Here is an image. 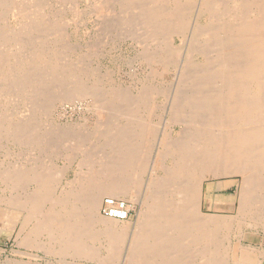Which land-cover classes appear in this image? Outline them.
I'll use <instances>...</instances> for the list:
<instances>
[{"label": "bare ground", "instance_id": "obj_1", "mask_svg": "<svg viewBox=\"0 0 264 264\" xmlns=\"http://www.w3.org/2000/svg\"><path fill=\"white\" fill-rule=\"evenodd\" d=\"M78 3L86 7L79 10ZM7 11L23 18L19 25L22 34L20 30L7 35L0 28V45L11 42L16 52L31 57L54 46L58 57L55 68V56L39 67L13 64L6 86L0 82V96L6 91L11 101L24 105L27 114L24 119L20 115L14 124L10 118L14 113L3 109L0 145L6 141L18 149L37 151L44 143L50 148L55 141L40 140L39 126L32 123L36 117L31 116L32 108L36 106L47 116L59 99H93L99 95L93 88H86L93 77L77 67L73 56L80 48L68 40L66 29L76 28L78 19L103 21L105 13H116L113 19L107 18L112 19L108 20L110 32L141 30L144 35L140 40L145 41L139 42L145 46L142 58L157 69H165L179 55L166 124L184 128L180 137L172 138L174 141L168 139V134L160 141L162 152L151 165L153 171L162 170L163 176L155 177L151 170L147 182H142L149 167L148 145L154 138L150 114L155 108L150 100L161 93V89L144 84L137 95L127 87H111L107 103L102 101L100 105L101 99H97L99 105L93 104L97 105L96 112L108 111L99 123L101 132L107 130L108 136L104 146L109 150L103 155L89 148L85 153L77 145L76 152L70 149L71 154L58 149L53 152L51 158L68 162L83 152L84 158L79 160L86 169L80 168V176L67 182L57 194L52 193L59 183L55 177H61L58 174L62 171H51L36 161L38 156L36 160L31 158L33 162L27 157L32 162L28 167L21 163L19 168L7 166L0 170V184L11 194L6 201L0 200L6 205V211H0V221L8 220L12 225L11 219L16 218L17 238L25 247L100 264H114L122 252L123 264H264V252L259 248L234 244L242 241L237 231L243 223L252 227L264 224V0H0V14ZM174 37L183 40L182 45L176 44L180 48L171 46ZM6 54L0 51V71L6 66ZM10 56L21 61L17 53ZM48 83L68 86L59 93H50ZM147 114L150 118L143 120L142 115ZM111 117L115 121L123 118L126 127H115L113 131L116 124ZM168 159L171 161L166 165ZM209 177L239 178L235 216L201 212L203 183ZM105 196L131 201L138 209L136 222L101 216L100 204ZM234 200L226 197L221 201L230 204ZM96 226L105 231L98 228L99 233ZM231 231L237 232L235 236ZM99 239L106 241L101 251Z\"/></svg>", "mask_w": 264, "mask_h": 264}, {"label": "rangeland", "instance_id": "obj_2", "mask_svg": "<svg viewBox=\"0 0 264 264\" xmlns=\"http://www.w3.org/2000/svg\"><path fill=\"white\" fill-rule=\"evenodd\" d=\"M20 3L21 2H19V4ZM85 7H86L85 4L78 3L77 8L79 10H83ZM7 12H5V14L4 13L0 14V19H1L0 28L3 29L4 31L6 30L5 33H7V35L8 34L11 35V33H14V34L20 33V30H21L20 34H22V29L19 27L21 26L20 21H22L23 18H20V19H22V20H20L19 19L20 16H15L16 17V20H15L14 19L15 17H13L11 15L10 11H7ZM105 15L102 17L104 19L103 21L99 19L100 22H99V20H95V19H92V20L90 19L89 21L86 22L80 18V19H78L79 23L76 25V28L71 27V28L66 29L67 32L69 31L68 32L69 36H70L68 39L69 42H71L72 44L74 43V45H77V48H80V50L77 52L78 54L75 53L76 55L73 56V58L74 59L76 58L78 61L77 67H79V68L82 67L83 69H85V71H87V73H89L93 77L92 79L88 80L89 82L88 81L86 82V84H85L86 88L87 89L93 88L94 91H97L99 95L93 96L92 97L93 99H91V96H90V98H89V96H86L87 98L86 97H73V98H70L67 100L59 99L56 102H54V104H53L54 105V109H53L54 111L52 113L51 112L48 113L47 116L44 115L41 111L38 112L37 111L38 108L36 106H35V108H32V110L34 112L31 114V116L32 117L36 116L35 120L33 119L34 122L32 121V123L34 125L36 123V125L39 126L37 133H39V135L42 134L41 135L42 137H40L41 138L40 140L42 142H47V141H51V140H52L51 143H53V141H55V142L52 145H49V147L51 146L50 148H48L47 145H46L47 146V148H46V146H44L43 145L44 143H43L41 145V147L42 146L43 147L41 149H38V150L36 149L37 151H35L34 149H30V148H28L27 150L26 149H24V150L18 149L17 147L12 146L11 144L7 143L6 141H2V143L0 145V149H2V150H0V154L1 153L3 154L5 152L6 155H5V153L3 155L1 154L4 157H2L0 155V170L4 169V167H7V166H8L7 168H9V169H12L14 167L19 168V167L23 166L21 163H25L24 165L28 167L31 165V163L33 161H35L37 159L36 156H38L39 157L38 159H40V158L41 159L40 160L37 159L36 161L37 162L39 161L40 164L44 163L43 165L48 167L49 169H51V171H53V170L58 171V169L60 170V172L62 171L61 174H58L61 177H58V176L55 177L57 180H59L58 181L59 183L55 179V183H56V185L58 183V186L55 187L56 185H54V187L57 189L54 188L55 190H53L52 193L57 194L59 189H61V187L63 188L67 184V182H70L71 179L73 181L76 180L77 175L80 176V173H79V172H81L80 168L82 171H84L86 169L82 165H80L81 157L84 158L83 152L78 153L76 155V157L74 158V160L69 161V162L66 161L65 159H61V158L60 159L51 158L52 154H54L53 152L54 151L57 152L58 150L59 151L64 150L63 151L64 154L66 151L71 154V150L74 148L77 149L76 148V145H77V147L79 146L82 148V149L80 148L81 150H83V151L85 150L84 151L85 153L87 152V149L89 148L90 150L94 149L96 153L98 152L97 155H103V152H106V150H109V149H106L104 146L105 141L107 139V138L105 139V137L107 136V130H105V129L103 130V132H105V133L101 132L102 126L100 127V124L103 122V116H105L106 115L105 113L108 111L104 112L103 110H101L102 111L101 112V111L97 110V112H96L95 111L96 106L99 105L98 103H100V105L103 103H107L111 87H113L114 89L115 88L121 89L123 87L124 88L127 87V89H132L133 93L135 95H137L138 89L141 88L142 85L144 84L146 86L147 85H153L157 89L159 88L158 90L161 89V91H160L161 93H159V95H157L154 98V100H152V101L150 100V102L153 103V107L155 108L154 114H150L151 118L149 117L150 121L153 125V128H154L153 135H152L154 138L151 137L152 141L149 142L151 144L148 145L149 149H150L149 154H148L149 155V159H148L149 167L146 169L147 172L142 177V179H145V180H142V182H145V183L147 182L149 175H152V174H150L151 172H154L153 176H155V177L156 176H160V177L163 176L162 170H155L154 169L155 171H153L154 166L152 167V165H153L152 163H153V161H155L156 156L160 152H162L161 151L162 146L159 145L161 143L160 141L163 139V137L166 134H168L167 136H168L169 140L170 139L173 140L172 138H175L176 136L178 137L180 135L179 134L180 132H181V134L183 133L182 132L183 130L181 129L183 127L182 125L169 126L168 124H166L167 119H168V114H167L168 109H169V106L173 100V96H174L173 93H175L174 90L176 88V86H175L176 82L175 81H176V76L178 74V68H177L178 63L177 62L179 61L178 60L179 55L176 56L177 55L176 54L173 57V63L169 66H166V68L162 69V70L157 69L155 66L148 65L146 63V61L143 60V58H142L145 55V51H144L145 49H143V48H145V46L142 45L143 42H142V44L139 43L142 40L144 41V39L140 40V36L142 38L144 33L141 34V32H142L141 30H140L141 32L138 30L132 31L131 29H128V28L127 29L124 28V29L129 34H127L123 28L122 29L124 30V33H122L123 30H112L110 32V30H109L110 28L108 27V23H109V21H111L113 19V16L116 15V13H113V14L105 13ZM109 16H111L112 19L111 18L107 19ZM85 17L86 16H84L83 18H85ZM130 32L133 35L130 34ZM20 34H18V35H20ZM73 34H75V35H73ZM179 39H180V42H179ZM181 40H182L181 38L174 37L171 46L180 48L179 46L182 45L181 43L183 41V40L182 41ZM53 43H55V42H53ZM11 44H12L11 42L10 43L5 42L4 44L0 45V48L2 47L0 49V51H5V53H7L5 55L6 66L3 69V71H0V82H2L4 86H6L5 81L8 80L7 78L10 77L13 73L11 71V69H12L11 67H14L13 64H18L21 66H28V65L35 64V67H39L44 62L49 61L50 56H52V57L55 56L56 59H55V61H53L54 68H55V64L57 62V57H58V54H57L58 48H55L54 46L49 47L47 45L48 49H45L44 51H41L40 53H37V54H35V56L31 57V55H28V54L23 55L19 51L16 52V50L14 48H11ZM176 44L177 45L180 44V45L177 46ZM79 45H80V47H79ZM9 46H10V48H9ZM142 46H144V47H142ZM141 49H142V51H141ZM8 51H10L12 54L17 53L18 56L20 57L21 61H19V60L16 61L13 56H10L11 53ZM142 52H144L143 55H142ZM74 59H72V60H74ZM84 62H85V64H84ZM23 68H25V67H23ZM16 69L20 70L19 67H16ZM157 71H160V72L157 73ZM152 72L157 73V75L153 74ZM149 73H151V74H149ZM61 83H60V85H57L56 87L54 86L55 83L53 85H52V83L51 84L48 83L46 85H47V87L48 86L49 87L48 88L46 87V89L50 93H53L54 90H56L55 92L59 93L60 92L59 90H64L68 86L67 84H65V86L62 87ZM112 83H113V85H112ZM50 86H52V87H50ZM60 86L62 88H59ZM102 88H104V89L102 90ZM171 90H172V92H171ZM105 93H107L106 96H105ZM7 94L8 93L6 91H4L3 94H1V96H0V106H2L0 109V111H1L0 113L2 114V111H4L5 109L9 113L10 112L14 113V114H10V116L11 115L12 116L11 117L9 116V117L12 118L11 120L12 121L14 120V124H16L17 119H18V121H17V123H18L19 118L21 119V117H23V119H24L26 117L27 114H26V111H24L25 107L23 104H18V102L11 101L10 98L7 96ZM97 99L98 100L101 99V101L100 100L98 101ZM97 101H98V103H97ZM102 101H103V103H102ZM95 103H97V105L93 106V104H95ZM154 103H156V104H154ZM17 113H20V114L18 115ZM20 115H21V117H20ZM22 115H25V116H22ZM148 115L149 114L142 115L141 118L143 120L149 119L147 117ZM108 116H109V114H108ZM110 116H112V115H110ZM110 121H112L113 125L116 124V126L114 125V128L112 126L113 131H114L115 127L117 129H119L120 126H121L120 127L121 129H123L124 126L126 127V125H125L126 121L123 118L122 119L119 118L118 120H116L117 121L116 122L111 117ZM98 125H99V127H98ZM62 129H63V131H62ZM117 129H116V132H117ZM44 131H46V132H44ZM35 132H36V129H35ZM66 132H67V134H65ZM101 133H103L102 136H101ZM50 135H52V136H50ZM169 135H170V137H169ZM84 139H85V141H84ZM175 139H177V138H175ZM103 142H104V144H103ZM57 144H61V146H59ZM67 144H69V145H67ZM6 145H8V146H6ZM3 149H5L6 151H3ZM8 149H9V152H8ZM75 149L73 152H76ZM97 149H98V151H97ZM101 150H102V152H101ZM27 151H29V152H27ZM7 152L9 154H7ZM12 154H13V156H11ZM17 154L18 155L20 154L19 155L20 157ZM28 154H30L31 157ZM27 157L29 159H31L33 157L32 159H35V160L31 159L30 161H32V162H30V161L28 162L29 159ZM26 159H28V160H26ZM25 160L29 164H27V162ZM41 160H42V162H41ZM168 160L166 162H164L166 165H169V163L171 161L170 159H168ZM9 162L11 165L9 164ZM5 164H6V166H5ZM79 165L82 167H80ZM150 166L152 167V169H150L151 168ZM63 170H65V171H63ZM76 171L78 174L76 173ZM58 178H60V179H58ZM218 184H220V185H218ZM238 184H239V178L221 177L220 179H215V178L209 177L208 180L203 183V192L205 194H207L205 191L206 190L208 191L207 188L210 187L209 188L210 190L208 192V194L210 193V195L208 196L207 200H205L206 198H204L205 194L203 195V198H202L203 204H201V212L205 213V214H219V215H226V216H235L237 214V211H238V209H237L238 203L236 200V198L238 196V188H237ZM61 185H63V186H61ZM1 187L3 188V190L5 189V187H4V185L0 184V198L5 197V198L0 199L3 202V201H6L8 199V197H10L11 194L7 190L2 191ZM30 189H33V186H31ZM136 194H137L136 197H138L139 193L137 192ZM226 197H232V198L234 197L235 200L233 203H230V204H228L224 201L222 202L221 200L225 199ZM103 200H102V202H103ZM119 201H123V200H119ZM2 202H0V211H2V213H3V211H6V205L3 204ZM102 202L100 204V207L102 206ZM125 203L127 204L128 208L130 210V215H129L128 219L133 221V219H135V214H134L135 208L132 205V203H128V202H125ZM99 212L101 215V208H100ZM15 219H11L12 225L10 224V222L8 220H5V223H4V221L3 222L0 221V264H36V263L37 264H39V263L40 264H49V263L50 264H78V263L79 264H100V263H97L96 260H94L92 262L91 259H88V261L86 259L84 261L83 258L81 260L80 259L78 260L77 258H70L67 256L61 257V256H58L56 254H49V253L45 254L46 252H43L41 250H36L35 248L30 249L28 247H25V245H23L21 243V238H17L19 226H17V223H15L16 222ZM128 219H126V220H128ZM2 223H4V225H2ZM6 223H7V225H5ZM14 223L16 225H14ZM4 226H6V228H4ZM1 228H3V230H1ZM98 228L100 230H102V233H103V231H105V229L102 226L101 227L96 226L95 229L98 232L100 231V230H98ZM237 232L242 237V241H241V243L234 242V244L243 245V246L245 245L248 247H256V248L260 249L259 251L264 252V224L259 225L257 227H252V226L247 225V223H243ZM237 232L231 231L230 233L234 234ZM99 233H101V231ZM234 236H235V234H234ZM20 237H22V236H20ZM18 240H20V241H18ZM41 240H43V239H41ZM99 240H100L101 247L99 244H97V243H99L98 241H96L97 243H95L94 245H96V247L99 245L100 248L98 247L99 248L98 251H101L102 244L105 245L106 241H104V239L103 240L99 239ZM18 243L19 244L21 243V245H19ZM122 250H123V248H122ZM103 252H104V250H102V253ZM101 255H102L101 256V258H102L103 254H101ZM123 255H124V252L120 253L119 256H116L114 259V264H123V261H122ZM104 257H105V255H104ZM101 258H99V259H101ZM116 259H117V262L115 261ZM254 264H255V262H254Z\"/></svg>", "mask_w": 264, "mask_h": 264}, {"label": "built area", "instance_id": "obj_3", "mask_svg": "<svg viewBox=\"0 0 264 264\" xmlns=\"http://www.w3.org/2000/svg\"><path fill=\"white\" fill-rule=\"evenodd\" d=\"M101 215L104 218L123 221L128 219L130 210L124 201H119L108 197L102 202Z\"/></svg>", "mask_w": 264, "mask_h": 264}, {"label": "crops", "instance_id": "obj_4", "mask_svg": "<svg viewBox=\"0 0 264 264\" xmlns=\"http://www.w3.org/2000/svg\"><path fill=\"white\" fill-rule=\"evenodd\" d=\"M105 198H106V197H105ZM105 198H104V199H105ZM119 200H121V198H120ZM127 201H128V200H127ZM128 203H130V202L128 201ZM134 207H135V206H134ZM135 210H136V211H135L136 213H134V214H135V219H134L133 221L130 220L131 223H135V222H136L135 220H137V210H138V209L135 207Z\"/></svg>", "mask_w": 264, "mask_h": 264}]
</instances>
